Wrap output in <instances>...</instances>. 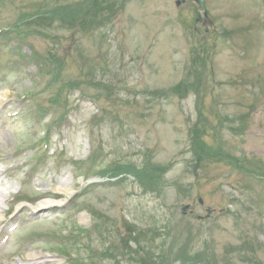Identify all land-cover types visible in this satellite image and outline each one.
Returning <instances> with one entry per match:
<instances>
[{
	"label": "rangeland",
	"instance_id": "1",
	"mask_svg": "<svg viewBox=\"0 0 264 264\" xmlns=\"http://www.w3.org/2000/svg\"><path fill=\"white\" fill-rule=\"evenodd\" d=\"M177 1L0 0V264H264V0Z\"/></svg>",
	"mask_w": 264,
	"mask_h": 264
},
{
	"label": "bare ground",
	"instance_id": "2",
	"mask_svg": "<svg viewBox=\"0 0 264 264\" xmlns=\"http://www.w3.org/2000/svg\"><path fill=\"white\" fill-rule=\"evenodd\" d=\"M59 192H62L64 193L65 195H70L71 193H69V191L67 190L66 188V185H65V182H62L60 184V188L58 189ZM4 199V196L3 194L0 192V205H1V201ZM52 205H54L53 202H50V201H44V202H41L39 203L36 207L33 208V213L35 214H38V213H41L43 212L45 209L49 208V207H52ZM0 209H1V206H0ZM28 264H53L51 262H48V261H44V260H40L38 258H35V257H31L29 260H28Z\"/></svg>",
	"mask_w": 264,
	"mask_h": 264
},
{
	"label": "water",
	"instance_id": "3",
	"mask_svg": "<svg viewBox=\"0 0 264 264\" xmlns=\"http://www.w3.org/2000/svg\"><path fill=\"white\" fill-rule=\"evenodd\" d=\"M193 1H195L197 3V5L199 6L200 9H202V4H201V1L200 0H193ZM178 4H179V2H177V5ZM199 203L201 204L202 202L199 201ZM186 209H188V206H186V207L183 208V210H182L183 213L186 211Z\"/></svg>",
	"mask_w": 264,
	"mask_h": 264
},
{
	"label": "flooded vegetation",
	"instance_id": "4",
	"mask_svg": "<svg viewBox=\"0 0 264 264\" xmlns=\"http://www.w3.org/2000/svg\"><path fill=\"white\" fill-rule=\"evenodd\" d=\"M204 16L206 17L207 15H206V14H204ZM199 21H200V20H199ZM200 22H201L202 24H203V23H205V22H204V20H202V21H200Z\"/></svg>",
	"mask_w": 264,
	"mask_h": 264
}]
</instances>
